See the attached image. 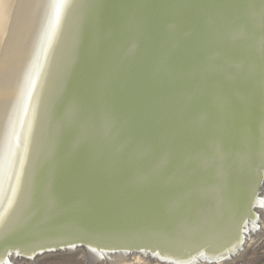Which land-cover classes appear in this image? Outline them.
Listing matches in <instances>:
<instances>
[{
    "label": "bare ground",
    "instance_id": "1",
    "mask_svg": "<svg viewBox=\"0 0 264 264\" xmlns=\"http://www.w3.org/2000/svg\"><path fill=\"white\" fill-rule=\"evenodd\" d=\"M5 12L0 264L78 243L86 264L237 259L257 235L264 0H0ZM243 223V250L212 261ZM143 246L156 256L110 253Z\"/></svg>",
    "mask_w": 264,
    "mask_h": 264
},
{
    "label": "water",
    "instance_id": "2",
    "mask_svg": "<svg viewBox=\"0 0 264 264\" xmlns=\"http://www.w3.org/2000/svg\"><path fill=\"white\" fill-rule=\"evenodd\" d=\"M64 13H65V11H63L60 14L61 16H58V19H57L58 25H57L56 34L58 32V34H57L58 35V39L60 37V34H62L63 31H67V28H68V23H67L68 20L65 22L66 25L64 27V30L61 27L62 23L60 21L62 20V17L64 15ZM262 17H263V21H262V28L263 29L262 30H264V16H262ZM67 19H69L68 15H67ZM56 34H54L55 37H54L53 42H52V45H51L52 47L55 46V43H56V40H57V38H56L57 35ZM263 35H264V32H263ZM58 43H59V40H58ZM51 53L50 54H47L46 59H45V60H47L46 63H49L48 60H50ZM51 94H52V90H49V89H47V91L44 90L43 96H42L43 98H41L42 100H44V108L42 107L41 111H39L38 114L36 112L34 113V117H33V122L32 123H44V120L46 119L45 118V114L48 112L47 106H48V103L51 102V100L49 99L50 96H51ZM34 98H35V96L32 99H34ZM32 103L34 104V100L32 101ZM67 117H68V115L65 116V118H62V120H59L58 121V123H60V127L62 128L61 129V132L59 133V137H58L59 140L63 138L65 132L67 131V125H68ZM50 121H51V119H50ZM38 134H39V132H38ZM35 135H36V131H34V133H33V136L34 137H35ZM39 137H40V135H39ZM261 160L262 161L258 165V171H257L258 177H257L256 182H255V185H254V187H255L254 188V192L252 193L251 197L249 198V202H248L249 207L247 209L248 210L247 211L248 214L246 215V218H245V222L246 223L249 220H252V219H255L256 221H258V218H259V214L257 212H255L256 211L255 209L259 206V203L258 202L260 201V199H259L260 198L259 197V195H260V189H261V185L263 184V181H264V155H263V159H261ZM244 223L241 224L242 227L240 228V234H239V229L237 231V233H238V236L237 237L241 241V245L238 244L235 248L227 251V254L224 257H222L220 260H212V261H214V262H224L226 259H228L231 256H233L236 252H238L240 250H243V248H244L243 245L245 243V238H244L245 237V235H244V227H245V224ZM255 227H256V229L258 228L257 225ZM81 244L82 243H80V244L78 243L76 245H81ZM10 245H11V242L9 241L6 244V246H10ZM68 247H70V246H68ZM121 252L122 253H127V254L128 253H131L132 254L134 252H137V253H147V254L152 255L153 258L156 256V254H154V253L151 254L150 253L151 250L145 248L144 246L141 247V248H114L113 250L110 251V253H112V254H118V253H121ZM202 255H203L202 253H197V252L193 253L192 259L189 260L188 263H186V264H190V263L195 262V261L198 262L200 260L202 261V259H201ZM159 261L160 262L162 261L164 263V261H167V260H159Z\"/></svg>",
    "mask_w": 264,
    "mask_h": 264
},
{
    "label": "rangeland",
    "instance_id": "3",
    "mask_svg": "<svg viewBox=\"0 0 264 264\" xmlns=\"http://www.w3.org/2000/svg\"><path fill=\"white\" fill-rule=\"evenodd\" d=\"M1 15H0V18H2ZM3 15H4V13H3ZM7 16H9V15L6 13V15H4L3 17L7 18ZM4 18L0 19V26H2L1 29H3L5 32H7L10 20H8L9 17L7 19H4ZM262 192L263 191L260 190V195H259L260 198L259 199L260 200L262 199L261 201H263V195H262L263 193ZM261 209L263 210L264 206L259 205L255 209L256 210L255 212L258 211L257 213L259 214V218H258V221L256 224L258 226L257 231H256L257 233L253 234V236L257 234L255 237V240L253 242H251V244L247 247V249L244 250V252H242V254L237 259H235L233 262H227V264H264V212L262 211L263 213H262V219H261V212H260ZM250 235H251V233H249L247 231L245 238L249 237ZM81 246L82 245H77L76 247L65 248V249L64 248H58L57 250H55L56 252L54 250L53 251L49 250L48 253H47V251L44 250L45 252H43L41 254V256L39 255L38 264H86L85 260L83 261V258H81V255H82L81 252L77 251L75 249V248L81 247ZM66 249L69 251H67ZM38 254H40V253H38ZM140 264H150V263L144 261L143 263H140Z\"/></svg>",
    "mask_w": 264,
    "mask_h": 264
}]
</instances>
